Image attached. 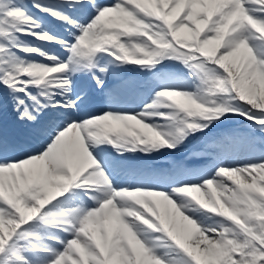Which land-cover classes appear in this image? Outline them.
<instances>
[{
	"label": "snow or ice",
	"instance_id": "snow-or-ice-1",
	"mask_svg": "<svg viewBox=\"0 0 264 264\" xmlns=\"http://www.w3.org/2000/svg\"><path fill=\"white\" fill-rule=\"evenodd\" d=\"M30 3L0 0V264H264V0ZM196 134L127 186L104 158Z\"/></svg>",
	"mask_w": 264,
	"mask_h": 264
},
{
	"label": "bare ground",
	"instance_id": "bare-ground-1",
	"mask_svg": "<svg viewBox=\"0 0 264 264\" xmlns=\"http://www.w3.org/2000/svg\"><path fill=\"white\" fill-rule=\"evenodd\" d=\"M135 75H137V74L135 73ZM143 104H144V102H141L139 105L135 106L134 107L135 110L136 111H139L143 107ZM124 161L125 162L123 163V167H122L121 164L114 166V173L115 174H114V177L113 178H114V182L118 186H127L128 180L130 182V179L134 178V177H132V175L133 176L134 175H137V173H136L135 168L133 167V165L130 166L126 160H124ZM127 165H129V166H127ZM123 168L125 169V171H127V172H129L131 174V178L128 179V178L123 177V171H122ZM106 171L113 172V169H106ZM165 205L166 204L162 203L161 204V207L158 209V211L164 213L163 211L165 209ZM164 214H166V213H164ZM167 214H169V212Z\"/></svg>",
	"mask_w": 264,
	"mask_h": 264
},
{
	"label": "rangeland",
	"instance_id": "rangeland-1",
	"mask_svg": "<svg viewBox=\"0 0 264 264\" xmlns=\"http://www.w3.org/2000/svg\"><path fill=\"white\" fill-rule=\"evenodd\" d=\"M180 67V66H179ZM238 123V124H246V123H249L248 121L244 120L243 118L241 117H237V118H234V119H229L227 120L224 124H221L223 126H227L229 123ZM221 125L218 126V129H220ZM264 135V134H262ZM191 156V153L187 154L186 155V158L190 157ZM192 158V157H191ZM193 159V158H192ZM201 161V160H199ZM177 228L179 230H182V226L179 224V222L177 223Z\"/></svg>",
	"mask_w": 264,
	"mask_h": 264
},
{
	"label": "clouds",
	"instance_id": "clouds-1",
	"mask_svg": "<svg viewBox=\"0 0 264 264\" xmlns=\"http://www.w3.org/2000/svg\"><path fill=\"white\" fill-rule=\"evenodd\" d=\"M124 203L127 204V201H125Z\"/></svg>",
	"mask_w": 264,
	"mask_h": 264
}]
</instances>
